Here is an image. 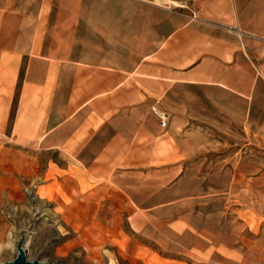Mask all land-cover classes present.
<instances>
[{
  "label": "crops",
  "instance_id": "0c3cea01",
  "mask_svg": "<svg viewBox=\"0 0 264 264\" xmlns=\"http://www.w3.org/2000/svg\"><path fill=\"white\" fill-rule=\"evenodd\" d=\"M194 119L264 141V0H0V137L58 154L65 215L202 258L226 170L194 160Z\"/></svg>",
  "mask_w": 264,
  "mask_h": 264
},
{
  "label": "rangeland",
  "instance_id": "374dc122",
  "mask_svg": "<svg viewBox=\"0 0 264 264\" xmlns=\"http://www.w3.org/2000/svg\"><path fill=\"white\" fill-rule=\"evenodd\" d=\"M178 122L179 131L194 128L193 139L200 146L193 158L202 157L201 170L216 178L222 165V171L226 170L224 189L195 206L214 212L209 225L214 227L216 238H207L202 258L186 255L171 259L158 255L161 249H154L155 253L151 247L135 252L138 235L131 233L124 221L120 222L125 231L118 234L90 221L92 217L65 215L64 203L74 207L78 202L68 196L60 199L62 185L55 177L47 183L54 169L43 175L48 161L60 160L58 154L18 149L6 137H0V264L14 258L20 239L28 259L52 264H264L262 137L257 136L249 150L245 145L249 140L247 129L232 123L223 130L216 121ZM238 167L241 172L235 171L232 178ZM144 240L153 244L150 239Z\"/></svg>",
  "mask_w": 264,
  "mask_h": 264
},
{
  "label": "water",
  "instance_id": "95a60500",
  "mask_svg": "<svg viewBox=\"0 0 264 264\" xmlns=\"http://www.w3.org/2000/svg\"><path fill=\"white\" fill-rule=\"evenodd\" d=\"M1 264H52L48 261L40 259H28L26 257L25 249L23 246V240L20 239L17 243V253L12 260L4 261Z\"/></svg>",
  "mask_w": 264,
  "mask_h": 264
},
{
  "label": "built area",
  "instance_id": "2783aa9c",
  "mask_svg": "<svg viewBox=\"0 0 264 264\" xmlns=\"http://www.w3.org/2000/svg\"><path fill=\"white\" fill-rule=\"evenodd\" d=\"M166 113L165 112H163V114L161 115V123L162 124H165V117H166Z\"/></svg>",
  "mask_w": 264,
  "mask_h": 264
},
{
  "label": "bare ground",
  "instance_id": "6f19581e",
  "mask_svg": "<svg viewBox=\"0 0 264 264\" xmlns=\"http://www.w3.org/2000/svg\"><path fill=\"white\" fill-rule=\"evenodd\" d=\"M176 4V3H175Z\"/></svg>",
  "mask_w": 264,
  "mask_h": 264
}]
</instances>
